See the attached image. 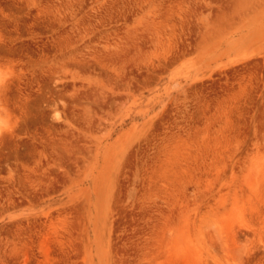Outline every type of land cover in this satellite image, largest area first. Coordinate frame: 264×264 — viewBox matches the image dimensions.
I'll return each mask as SVG.
<instances>
[{
	"label": "rangeland",
	"instance_id": "374dc122",
	"mask_svg": "<svg viewBox=\"0 0 264 264\" xmlns=\"http://www.w3.org/2000/svg\"><path fill=\"white\" fill-rule=\"evenodd\" d=\"M0 264H264V0H0Z\"/></svg>",
	"mask_w": 264,
	"mask_h": 264
}]
</instances>
